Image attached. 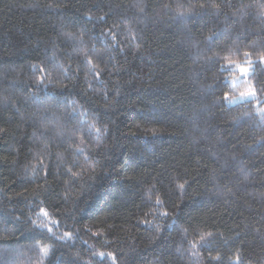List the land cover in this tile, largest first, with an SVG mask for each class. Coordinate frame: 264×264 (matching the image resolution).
I'll return each mask as SVG.
<instances>
[{"label": "trees", "instance_id": "1", "mask_svg": "<svg viewBox=\"0 0 264 264\" xmlns=\"http://www.w3.org/2000/svg\"><path fill=\"white\" fill-rule=\"evenodd\" d=\"M263 58L264 0H0V264H264Z\"/></svg>", "mask_w": 264, "mask_h": 264}, {"label": "rangeland", "instance_id": "2", "mask_svg": "<svg viewBox=\"0 0 264 264\" xmlns=\"http://www.w3.org/2000/svg\"><path fill=\"white\" fill-rule=\"evenodd\" d=\"M264 65V58L262 59ZM235 73L230 82L235 89V95L228 101L229 105H235L242 102L253 101L257 99L254 85L251 81L253 65L250 61L233 66Z\"/></svg>", "mask_w": 264, "mask_h": 264}]
</instances>
